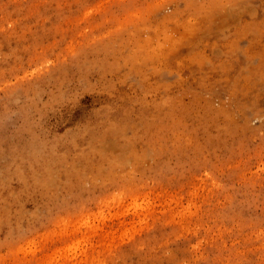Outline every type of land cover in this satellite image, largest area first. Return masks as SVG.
Returning a JSON list of instances; mask_svg holds the SVG:
<instances>
[{"label": "rangeland", "instance_id": "1", "mask_svg": "<svg viewBox=\"0 0 264 264\" xmlns=\"http://www.w3.org/2000/svg\"><path fill=\"white\" fill-rule=\"evenodd\" d=\"M0 264H264V0H0Z\"/></svg>", "mask_w": 264, "mask_h": 264}]
</instances>
